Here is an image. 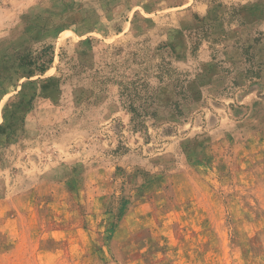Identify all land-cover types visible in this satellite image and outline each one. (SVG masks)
<instances>
[{
  "label": "rangeland",
  "instance_id": "rangeland-1",
  "mask_svg": "<svg viewBox=\"0 0 264 264\" xmlns=\"http://www.w3.org/2000/svg\"><path fill=\"white\" fill-rule=\"evenodd\" d=\"M0 264H264V0H0Z\"/></svg>",
  "mask_w": 264,
  "mask_h": 264
},
{
  "label": "trees",
  "instance_id": "trees-1",
  "mask_svg": "<svg viewBox=\"0 0 264 264\" xmlns=\"http://www.w3.org/2000/svg\"><path fill=\"white\" fill-rule=\"evenodd\" d=\"M49 49H50V47H48V50H49ZM50 52H51V51H50ZM51 61H52V60H51V57H50L49 60L45 63V65H42L41 68L36 69L37 72H38L40 75H43V74L46 72V70H47V66L51 64ZM133 106H134V103L131 102L130 105L127 107V110H128L130 113H132V114H133V113L136 111V109H137L136 107L134 108ZM126 204H127L126 201H124V200L121 201V203H120V205H121V207H120V213H122V211L124 210Z\"/></svg>",
  "mask_w": 264,
  "mask_h": 264
}]
</instances>
